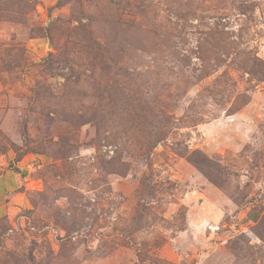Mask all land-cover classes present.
I'll return each mask as SVG.
<instances>
[{
  "label": "rangeland",
  "instance_id": "1",
  "mask_svg": "<svg viewBox=\"0 0 264 264\" xmlns=\"http://www.w3.org/2000/svg\"><path fill=\"white\" fill-rule=\"evenodd\" d=\"M0 264H264V0H0Z\"/></svg>",
  "mask_w": 264,
  "mask_h": 264
},
{
  "label": "trees",
  "instance_id": "2",
  "mask_svg": "<svg viewBox=\"0 0 264 264\" xmlns=\"http://www.w3.org/2000/svg\"><path fill=\"white\" fill-rule=\"evenodd\" d=\"M146 105H148V103H146ZM144 107V106H143ZM145 108V107H144ZM179 153V155H182L185 157V155L183 154V152H177ZM187 157V160L194 166L196 167L205 177H207L209 179V181H211L212 183H215L213 178H212V165H210L207 162V159H205L202 156H197L195 153H192ZM257 220V215L256 214H251L249 215V221L251 222H255Z\"/></svg>",
  "mask_w": 264,
  "mask_h": 264
}]
</instances>
